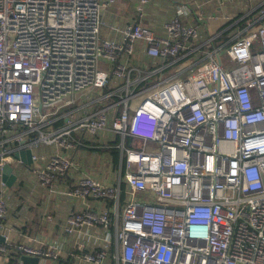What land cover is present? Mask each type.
<instances>
[{
	"label": "built area",
	"instance_id": "2783aa9c",
	"mask_svg": "<svg viewBox=\"0 0 264 264\" xmlns=\"http://www.w3.org/2000/svg\"><path fill=\"white\" fill-rule=\"evenodd\" d=\"M115 3L0 0V141L38 132L34 142L55 149L47 159L32 156L45 160L34 170L40 184L77 170L65 194L108 203L68 215V235L91 238L98 226L106 237L93 247L92 239L77 242L74 264H264V21L210 47L186 76L162 79L159 65L131 64L137 43L153 59L178 58L195 50L200 24L184 22L189 8L181 4L163 34L127 22L110 39L104 11ZM149 3L139 0L140 16ZM111 133L119 145L101 148L120 150L115 184L72 156L85 136ZM16 149L3 148L1 170ZM6 212L0 195V223Z\"/></svg>",
	"mask_w": 264,
	"mask_h": 264
},
{
	"label": "crops",
	"instance_id": "0c3cea01",
	"mask_svg": "<svg viewBox=\"0 0 264 264\" xmlns=\"http://www.w3.org/2000/svg\"><path fill=\"white\" fill-rule=\"evenodd\" d=\"M149 1L144 16H140L137 11L139 0H116L115 5L109 8L111 13L105 12L104 34L107 38L116 39L118 35L113 26L122 27L127 22L139 21L155 29L157 33L163 34L164 26L175 14L177 6L186 4L189 8V16L184 19V22L200 24V38L192 43L195 50H190L178 58L158 59L161 63L159 66L163 67L160 74L162 79L186 76L190 68L194 67L204 57L205 52L212 47L211 42L214 39L226 37L228 40L236 35L238 30L264 21V0ZM136 47L137 60L131 61V64L143 65L145 59L142 58V54L147 56L144 53L145 45L137 43ZM112 118L113 116L111 120ZM63 123L64 120H59L54 126L59 127ZM42 128L47 129L44 126ZM14 134L16 133L8 134L4 142L0 141V153L3 148L9 152L16 149L21 141H26L27 145L31 143L33 154L38 157L47 159L55 152L53 146L34 142L38 132H27L21 129V141H18ZM100 135L85 136L83 139L85 145L72 152L75 162L88 169L90 174L99 180L102 178L98 162V154H100L98 150L101 148ZM109 135L111 143L118 146L121 141L120 136L114 133ZM110 151V154L105 155L108 158L111 156V162L107 163L104 160L103 165L107 164L109 167L106 166V168L113 171L114 178H116L115 182L107 183L115 184L119 176L120 150L113 148ZM8 164L13 166L17 180L8 186L3 181L0 169V195L7 203L6 215L0 223V235L4 237L0 246L6 248V252L0 251V264H22L20 257L27 254L16 250L21 245L33 249H50L58 254L57 258L38 257L40 258L39 264H74L77 254L80 253V250L76 248L77 242L81 239H92L90 247H93L96 244L95 239L102 242L106 238L102 228L98 226L91 228L90 234L93 236L91 238L83 234L68 235L63 230L67 217L73 209H85L87 204L91 208L101 210L108 206L107 202L103 204L97 201L85 203L65 194L68 189L78 183L81 178L80 171L74 170L70 175L56 179L50 187H44L40 184L34 170L43 168L45 160L27 165L14 159ZM3 184H5L4 187L1 186Z\"/></svg>",
	"mask_w": 264,
	"mask_h": 264
},
{
	"label": "water",
	"instance_id": "95a60500",
	"mask_svg": "<svg viewBox=\"0 0 264 264\" xmlns=\"http://www.w3.org/2000/svg\"><path fill=\"white\" fill-rule=\"evenodd\" d=\"M26 141H22L19 146L13 153V158L15 160L21 161L27 165H31L33 163L32 156L33 152L30 148L25 146ZM2 178L5 184L11 186L16 180L17 176L13 172V166L10 164L4 165L2 168ZM4 241V237L0 235V243ZM20 261L22 264H39L40 258L33 257L29 255H23L20 257Z\"/></svg>",
	"mask_w": 264,
	"mask_h": 264
},
{
	"label": "rangeland",
	"instance_id": "374dc122",
	"mask_svg": "<svg viewBox=\"0 0 264 264\" xmlns=\"http://www.w3.org/2000/svg\"><path fill=\"white\" fill-rule=\"evenodd\" d=\"M101 1H103V0H101ZM113 7V6H112ZM111 7V8H112ZM104 12H106V13H111V9H107V10H105ZM229 40V39H228ZM227 40V41H228ZM144 44V43H143ZM223 56H224V59H226V56H225V54H223ZM227 66V65H226ZM228 67V66H227ZM229 68V67H228ZM145 95H143L142 97H144ZM133 113V109H131V114ZM107 138V139H106ZM99 142H100V144H101V147L103 146V145H105V143H108V144H110L112 141H111V139H108V136H106V135H100V138H99ZM111 145H115L114 143H111ZM150 145H152V146H154L152 143H150ZM99 152H100V154H98V162H99V164H100V172L102 173V178H101V181H103V182H111V181H113V182H115L116 181V178H114V176H115V174H114V172L112 171H110L109 170V168L107 169L106 168V166L107 167H109L107 164L106 165H103V161L105 160V161H107L108 160V156L107 155H105V154H110L109 152H111V151H106V150H104V149H102V148H100L99 150H98ZM107 159V160H106ZM113 173V174H112ZM110 177H113V179H110Z\"/></svg>",
	"mask_w": 264,
	"mask_h": 264
},
{
	"label": "trees",
	"instance_id": "16d2710c",
	"mask_svg": "<svg viewBox=\"0 0 264 264\" xmlns=\"http://www.w3.org/2000/svg\"><path fill=\"white\" fill-rule=\"evenodd\" d=\"M226 41H227L226 37H220V38L214 39L211 42V44H212V47H216V46H219V45H221L222 43H224ZM136 55H137V53L132 57V59H131L132 62H133V60H134V62L137 60V56ZM142 58L145 59L144 60V64L142 65L145 68L152 69V68H155L158 65H161V63H160V61L158 59H153V58L145 56L143 54H142ZM145 61H147V62H145ZM130 142H131V138L127 137L126 138V143H130Z\"/></svg>",
	"mask_w": 264,
	"mask_h": 264
}]
</instances>
